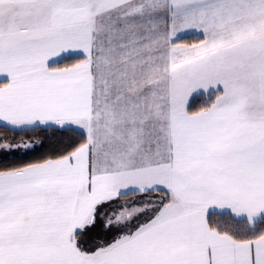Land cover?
Wrapping results in <instances>:
<instances>
[{
  "label": "snow or ice",
  "instance_id": "1",
  "mask_svg": "<svg viewBox=\"0 0 264 264\" xmlns=\"http://www.w3.org/2000/svg\"><path fill=\"white\" fill-rule=\"evenodd\" d=\"M52 126L0 264H264V0H0V128Z\"/></svg>",
  "mask_w": 264,
  "mask_h": 264
},
{
  "label": "trees",
  "instance_id": "2",
  "mask_svg": "<svg viewBox=\"0 0 264 264\" xmlns=\"http://www.w3.org/2000/svg\"><path fill=\"white\" fill-rule=\"evenodd\" d=\"M198 39L199 37H196L195 34H188L181 37L178 42L190 44L196 42ZM207 99V96L196 97L192 101L193 108H199L207 102ZM5 137L12 145H19L21 141H25L32 143L33 147L29 149L13 147L11 151L0 149V168L25 164L54 155L61 148L62 144L74 138V133L69 129H60L56 126H52L47 130L41 128L35 132L19 134L0 128V140H3Z\"/></svg>",
  "mask_w": 264,
  "mask_h": 264
},
{
  "label": "crops",
  "instance_id": "3",
  "mask_svg": "<svg viewBox=\"0 0 264 264\" xmlns=\"http://www.w3.org/2000/svg\"><path fill=\"white\" fill-rule=\"evenodd\" d=\"M186 33V34H185ZM188 34H194V33H188ZM187 34V32H181V33H179L178 34V40L181 38V37H183V36H185V35H188ZM197 42V41H196ZM196 42H193V43H196ZM179 43H182V42H179ZM184 44H189V43H184ZM190 44H192V43H190Z\"/></svg>",
  "mask_w": 264,
  "mask_h": 264
},
{
  "label": "rangeland",
  "instance_id": "4",
  "mask_svg": "<svg viewBox=\"0 0 264 264\" xmlns=\"http://www.w3.org/2000/svg\"><path fill=\"white\" fill-rule=\"evenodd\" d=\"M184 32H187L188 33H194L196 35V37H199V35L197 33H195L193 30H186ZM186 34V33H185ZM57 127V126H56Z\"/></svg>",
  "mask_w": 264,
  "mask_h": 264
}]
</instances>
